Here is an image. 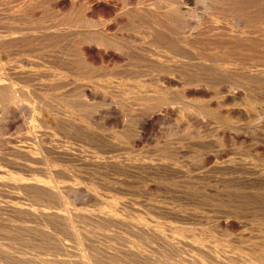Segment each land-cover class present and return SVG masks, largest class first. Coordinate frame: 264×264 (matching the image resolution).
<instances>
[{
  "label": "rangeland",
  "instance_id": "1",
  "mask_svg": "<svg viewBox=\"0 0 264 264\" xmlns=\"http://www.w3.org/2000/svg\"><path fill=\"white\" fill-rule=\"evenodd\" d=\"M161 1L55 0L50 5H46V0H0V10L11 9L12 7L15 10L22 8V10L31 12L35 19L46 21V24L49 23L48 25H56L66 20L74 23L78 19L87 18L93 23L92 26L80 29L76 28L75 23L76 27L69 31L73 32L78 29L94 34L106 30L112 40L123 43L131 50L127 56L116 51L107 50L103 54V58L101 57V60L93 67L97 68L96 71L98 72L95 71L94 73L95 69H92L93 71L89 73L91 79L88 83L86 82L87 85L85 83L82 91L81 89H75L73 86L72 89L70 88L72 90L71 94L74 95L70 98V104L73 106L71 116L75 117L74 115H76V119L82 120L79 127L83 128L82 130H85V132H80L81 130L77 132L76 128L70 130L72 134L69 133V142L73 156L79 154L82 156L97 154L100 155L99 157L102 156L101 158L113 156L120 158L121 161L131 160V164L134 166L129 167L128 171L122 170L124 172L100 169L97 174L95 173L96 175H87L83 170L85 175L82 174V184L78 186L79 188L65 187L67 188L65 189L61 187V190L63 192L66 190L64 193L70 195L67 200L69 199L70 210H76L77 216L75 218L77 221H75V225L78 231L86 233L92 238L91 243L95 246L94 249H97H93L94 252L98 251L100 255L97 253L96 255H99L106 263H108V256L111 255L120 259V261L118 259L119 264H152V262L166 264L165 261H170L173 257L177 258H173V261L176 262L181 258L178 262H181L180 264H215L212 260L216 257L230 264L231 261L232 264H247L248 262L249 264H264V107L258 111V115H261L259 120H255L254 114H246L247 117L242 115L244 118L233 119L236 120V125L224 122V118L227 117L224 109L215 110L214 112L217 115L215 113L213 115L216 116L210 115L211 117H207L210 118V123L214 121V124L209 123L210 125L207 122L208 126L201 125L200 122L198 124V121L195 123L190 118L189 121L179 119L178 110L181 108L182 101H184L180 95L184 92L183 81L172 77L173 79L171 78L168 84H162V77L156 76L154 70L151 71L150 68L158 66L160 61L157 58H149L147 54L152 55L160 52V44H151L158 43L156 37L141 26L140 16L132 14L136 8L141 12H160L162 10L160 9ZM157 4L158 6H156ZM38 5H42V8H37ZM176 28L177 33L180 34L181 29L178 26ZM72 42L73 40H65L60 44L61 49L65 51ZM45 56L47 57V55ZM48 57L50 58V55ZM53 58V61L44 58L48 61V64L43 63L46 69L51 66L52 68H60L57 58ZM145 58L149 60H143ZM137 59H142L138 66L135 64ZM18 61L26 62L24 57H19L16 62ZM148 69L150 73H148ZM91 74L94 75L91 77ZM158 80L161 81L158 83ZM90 82L101 85L102 89L97 96L99 101H95L102 102L101 105L103 106L94 114L90 111L81 113L83 110L78 108V104L81 105L80 102L84 99L82 97L86 96L84 100H90V103L93 101L88 98L89 95H84L87 92L89 94L88 86L91 84ZM200 90L204 93H201ZM134 91L135 94H147V96L155 98L164 97L166 100L169 99L171 105L167 106L168 108H163L161 112L157 111L156 115L154 112L156 118L151 124L142 125L137 120L138 118H133L139 113L140 108L139 105L133 102ZM197 91L200 92L197 93ZM197 91L187 92L189 99L201 98L200 100L207 101L210 107L214 108L213 101H211V104L208 101L212 94L206 91L208 94L206 96L205 90L199 89ZM57 95L59 93H56ZM118 99L120 101L125 100L124 106L126 109L124 106V109L122 106L116 107L114 101L117 102ZM117 110L119 111L117 112ZM80 114L83 115V118L79 117ZM248 115L250 116L248 117ZM73 117L72 119H75ZM53 122L56 125L58 123L55 120ZM254 123L257 125L252 126ZM56 125L52 128L51 133L59 137L60 129ZM86 125H89L88 130L92 127L88 131L89 133L93 132L92 134H88L87 128L85 129ZM232 126L238 131L231 130ZM226 128L230 129L226 130ZM143 160L149 162V165L147 166V163ZM79 163L74 161L75 165H79ZM135 166H137V169H135ZM149 166L152 172H149ZM130 168H134L133 171ZM139 168L143 172L138 170ZM145 170H148V172ZM89 179H92V181ZM72 193L75 198H72ZM11 196L13 199L10 200ZM41 200L36 199L33 193H26L25 187H17V189L15 187H0V245L5 246L6 249L4 255L0 254V264H3V262L4 264H14L11 260H7L9 258L7 253L9 255V252L18 257L24 252L27 255L30 253L31 256L35 253L34 251L40 250V247L36 245L38 238L37 236L34 237L35 234L39 236L40 228L38 227L40 226L34 221L25 220L24 217L11 214L8 204L15 201V203L19 202L24 206L33 205L34 208H53L54 211L61 213L54 202ZM111 212L113 214L119 212L117 215H120V218L124 217L126 221L130 219L128 222L135 219V223L132 222L133 224L140 223L137 225L147 226L152 230H160L162 235L168 236L163 235L167 241L163 242L157 237L151 236L148 241H145L146 243L153 240L152 244L149 242L151 246H149V243H146L149 245L144 244L141 240L140 243L135 242L134 248L136 250L142 252L144 250L148 253V255L145 254L148 256V260L151 259L149 262L148 260L140 262L133 256H126L123 252L131 247L130 242H134L132 239L137 240V242L139 239L134 237L130 230L123 229L125 227L121 229L122 226L120 225L108 226V230V227L97 225L102 215H105V213L111 215ZM142 218L143 220H141ZM94 227H97V229L104 227L101 229L103 231L106 228V237H103L105 235H102V231L99 230L98 232ZM111 227L117 231L112 230ZM111 230L113 231L112 234L108 233ZM125 230L128 232H125ZM60 232L63 233L64 231L60 230ZM115 232L120 235L124 232L125 234L122 233L123 237H120L123 239H119ZM172 234L180 240L176 236V238H173ZM61 236L64 237V249L67 247L65 253H69L61 254L52 250L50 252L51 257L59 260L65 259L63 255H66L69 260L73 258L72 260L79 261L80 250L77 242L72 241L70 236L66 237L65 232ZM130 238L132 239L130 240ZM66 239L69 241H66ZM168 242L169 244L175 242L176 246L180 242V246H178L180 249L179 256L172 254L170 247H166L169 246ZM153 243H155V246ZM145 245L146 248H142ZM8 246L10 247L9 252ZM158 247L161 249L160 251L157 249ZM33 249L35 250L33 251ZM154 250L157 251L156 254L153 252ZM114 252H118L117 255ZM150 252L151 257H149ZM160 253L162 254L160 255ZM170 255L172 256L170 257ZM160 256L163 257V261H161ZM166 256H169V259L166 260L168 258ZM158 259H161V262ZM173 261L171 260L172 263ZM109 263L112 262L109 261Z\"/></svg>",
  "mask_w": 264,
  "mask_h": 264
},
{
  "label": "bare ground",
  "instance_id": "2",
  "mask_svg": "<svg viewBox=\"0 0 264 264\" xmlns=\"http://www.w3.org/2000/svg\"><path fill=\"white\" fill-rule=\"evenodd\" d=\"M52 1L55 0H46L45 3L46 5H50ZM156 6H158V4ZM37 8H42V5H38ZM160 9H162L161 11L159 10L160 12L150 13L141 12L136 8L132 14L140 16L141 26L156 37L155 39L158 43L151 44H160V52L157 54L154 53L150 55L146 53L149 58H157L160 61L158 66L150 68L151 71L153 72L154 70L156 76L162 77V84H168L172 77L179 78V80L183 81L182 87L184 92L180 95L184 101H182L181 108L178 110L180 115L179 119H187L189 121L190 118V120H194L195 123L198 121V124L200 122L201 125H207V122L209 124L211 121L210 118H207L208 116H212L215 110L224 109L226 111L224 112L225 115L227 114V117L224 118V122L227 124L236 125L237 122L235 121L244 118L242 115L246 114H254L255 120H259L261 115H258V111L264 107V0H162L160 2ZM75 23L77 27L74 25ZM48 24H46V21L43 22L35 19L31 12L22 10V8L15 10L12 7L11 9L0 10V187H15V189H17V187H25L26 193H33L35 198L39 199V201L42 199L41 201L54 202L61 212L58 213L56 210L54 211L53 208H34L33 205L30 204V206H24L21 203L19 204V202L15 203L16 200L8 204L11 214L17 217H24L26 218L25 220L34 221V223L40 226L38 227L40 228V231L38 230L40 233L39 236L34 233V237L37 236L38 238V243L36 245L40 247V250L34 251L35 249H33L35 253L31 256L29 255L30 253L28 256L24 254V252L21 256L18 255L17 257L13 256L12 252H9L10 247L8 246L9 250H7L9 255L7 253V256H9V258L7 257V260H11L14 264H119V258L115 256L110 255L108 258L105 257L108 259V263H106L100 258V253L98 251L96 253L99 255H96L94 252L96 248L94 249L95 246L91 243L93 241L92 238L86 233L78 231L75 225V221H77L75 218L77 216L76 210H70L71 208H69L68 203L69 199L67 200V197L70 195H67L69 193H64L66 190L63 192L61 187L74 188L81 185L83 179L82 174H84L83 170L87 175H94L95 173L97 174V171L100 169L112 170V172L113 170L124 172L122 170L128 171L129 167L134 166L131 164V160L121 161L120 158L113 156L106 158H101L102 156L99 157L100 155L97 154L91 156H82L80 154L73 156L71 154V145L69 142V135L72 134L70 130L76 128L75 130L77 132L80 130V132H85V130H82L83 128L79 127L81 125L80 121L82 120L76 119V115H74L75 117L71 116L73 106L70 104V98L74 96L71 94L72 86L82 91L83 87H85V83H88L91 79L89 73L93 71L92 69H95L93 67L101 60V57L103 58V54H105L107 50L116 51L125 56H127L131 50L123 43L112 40L106 30L94 34L78 29L73 32L69 31L74 27L81 29L92 26L93 23H91L89 19L87 20V18L78 19V21L74 23L66 20L56 25L52 23V25ZM177 26L182 31L180 34L177 33ZM65 40H73V42L69 45V48L64 51L61 49L60 44ZM45 55H47V57L50 55L48 59L52 61L54 59L53 57L57 58L60 68L58 69L56 67V69L51 66L46 69L43 63L48 64V59ZM19 57H24L26 62H16ZM147 58L143 60H149ZM141 60L142 59H137L135 63L136 66L140 64ZM145 62L147 63L148 61ZM147 71L150 73L149 69ZM92 75L94 74H91V77ZM161 80H158V83ZM88 88L89 94H87V92L84 95H89L88 98L94 102L92 101L90 103V100H84L86 96L82 97L84 99L80 102V106L78 104V108L83 110L81 113L90 111L94 114L103 106L101 105L102 102H97L99 101L97 100L99 99L97 96L102 87L99 83L93 82ZM199 89L212 94L208 101L210 104L211 101H213L214 108L210 107L207 101L200 100L201 98L189 99L187 92H196ZM200 91H197V93ZM202 92L203 91H201V93ZM207 92L205 93L206 96L208 95ZM56 93H59V95L56 96ZM133 94V102L140 106L139 113L133 118H138L137 120L139 123L141 122L142 125L151 124L155 121L154 119L156 118L155 115L157 111L161 112L163 108H168L167 106L171 105L169 99L166 100L164 97L155 98L153 96H147V94H135V91ZM190 94L192 95V93ZM191 95L190 97H192ZM82 98L78 99L81 100ZM178 98L179 97H177V99ZM124 101L118 99L117 102L115 100L114 103L116 107L122 106L124 109ZM179 101H181V99ZM118 111L119 110H117V112ZM80 116L83 118V115L80 114L79 117ZM249 116L250 115H248V117ZM72 117L75 119H72ZM214 118L215 117H213V119ZM233 119L236 120L234 121ZM53 120L58 122L57 125L54 124ZM214 120L216 121V119ZM255 122L257 123V121ZM256 123L252 124V126ZM210 124H214V121ZM55 125L60 129V138L51 133ZM88 126L85 127V129L87 128V132L92 128L88 130ZM221 126L223 127V125ZM231 128V130L238 131L233 126ZM228 129L230 128H226V130ZM92 133L88 132V134ZM74 161L78 163L81 162L82 165H80L81 163H79L80 166L75 165ZM143 162L146 161L143 160ZM146 163L148 166L149 162ZM136 167L137 166H135V169H137ZM141 168L143 169V167ZM132 169L131 171H133ZM138 170H140V168ZM140 171L143 172L142 170ZM145 171L148 172V170ZM150 171L151 169L149 172ZM89 180L92 181V179ZM75 191L77 192L78 190ZM11 197L10 200L13 199V197ZM72 198H75L73 197V193ZM116 204L118 205V203ZM118 213L115 212L111 215H106L105 213V215L100 217L97 225L100 224L106 228L112 225H120L122 226L121 229L125 227L123 229L130 230L133 236L139 239L137 242V240L130 238V240L132 239L134 242H130V245H132L128 250L126 249L127 251L123 249L125 251L123 253L126 254V256H133L140 262L147 261L148 253L144 250L143 252L141 250H136L134 248L135 242L140 243L141 240L144 244L151 243L153 240L145 243L151 236L157 237L163 242L167 241L166 237L168 236L163 234L166 236L163 237L160 230H152L147 226L137 225L140 223L133 224L135 223V219L131 220L133 223L128 222L130 219L126 221L124 217L120 218V215H117ZM141 220H143V218ZM88 222L90 221L88 220ZM84 224L86 225V223ZM103 228L104 227L97 229L96 227L95 229H97L98 232L99 230L102 231V235H105L106 228L104 231L101 230ZM108 229L109 227L107 230ZM60 230L65 232L67 235L66 237L70 236L72 241L74 240V242H77L80 250L79 261L72 260L73 258L69 260L66 258V255H63L65 259L58 258L59 260L51 257L52 254H50V252L52 250L62 254L65 253V249L67 248L64 249V237L61 236L64 232L62 233ZM112 230L117 231L116 229ZM112 230L108 233L112 234ZM126 231L127 230H125V232ZM94 232L96 233V230ZM94 232L93 234H95ZM116 233L117 232H115V234ZM122 233L125 234L124 232ZM122 233V236L120 234H116V236H118L119 239H123L120 238L123 237ZM110 234L109 236L111 237ZM171 236L174 235L172 234ZM175 236L173 238L177 237ZM103 237H106V235ZM173 238L171 237V239ZM178 240L180 239L178 238ZM34 241L36 242V240ZM66 241L69 240L66 239ZM12 242L14 241L12 240ZM175 242L177 243V241ZM175 242H172L174 244H169L168 242L169 246L166 247H170L173 252L172 254L178 255L180 250L178 246H180V242H178L177 246ZM151 244L149 246H151ZM146 245L142 248L145 249ZM153 245L155 246V243H153ZM154 246L152 247L154 248ZM157 249H159V247ZM160 250L161 249H159V251ZM153 252L156 254L157 251L154 250ZM4 253H6L5 246L0 245V254L4 255ZM161 254L162 253H160V255ZM164 255L163 257L165 258ZM171 256L172 255H170V257ZM149 257H151V252ZM166 257H168L166 260L169 259V256ZM173 258L177 259L175 257ZM173 258L170 259V261H165L166 264L171 262V260L173 261ZM1 259H3V257H1ZM179 259L181 260V258ZM179 259L178 262L180 261ZM150 260L151 259H149L148 262ZM193 260L195 259L193 258ZM109 261L112 263H109ZM161 261H163V259ZM212 261L215 264H230L217 257ZM174 262L176 261L174 260L173 263L171 262L169 264L181 263ZM232 263L231 261V264ZM152 264L156 263L152 262ZM247 264H249V262Z\"/></svg>",
  "mask_w": 264,
  "mask_h": 264
}]
</instances>
